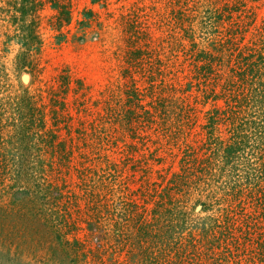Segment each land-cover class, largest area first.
I'll list each match as a JSON object with an SVG mask.
<instances>
[{"label":"rangeland","instance_id":"374dc122","mask_svg":"<svg viewBox=\"0 0 264 264\" xmlns=\"http://www.w3.org/2000/svg\"><path fill=\"white\" fill-rule=\"evenodd\" d=\"M0 264H264V0H0Z\"/></svg>","mask_w":264,"mask_h":264},{"label":"trees","instance_id":"16d2710c","mask_svg":"<svg viewBox=\"0 0 264 264\" xmlns=\"http://www.w3.org/2000/svg\"><path fill=\"white\" fill-rule=\"evenodd\" d=\"M234 149H235V147L234 148L233 147L226 148L225 154H226V157H228L227 159L235 158L234 152H236V151Z\"/></svg>","mask_w":264,"mask_h":264}]
</instances>
